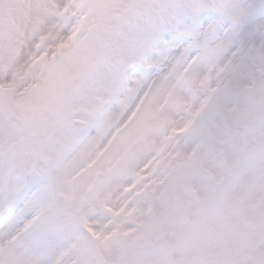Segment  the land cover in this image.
<instances>
[{
    "label": "snow or ice",
    "instance_id": "snow-or-ice-1",
    "mask_svg": "<svg viewBox=\"0 0 264 264\" xmlns=\"http://www.w3.org/2000/svg\"><path fill=\"white\" fill-rule=\"evenodd\" d=\"M0 264H264V0H0Z\"/></svg>",
    "mask_w": 264,
    "mask_h": 264
}]
</instances>
